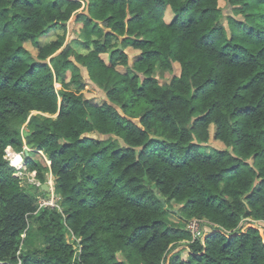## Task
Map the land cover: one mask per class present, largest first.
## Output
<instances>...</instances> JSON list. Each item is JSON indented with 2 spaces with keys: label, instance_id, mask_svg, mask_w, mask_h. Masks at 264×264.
<instances>
[{
  "label": "trees",
  "instance_id": "16d2710c",
  "mask_svg": "<svg viewBox=\"0 0 264 264\" xmlns=\"http://www.w3.org/2000/svg\"><path fill=\"white\" fill-rule=\"evenodd\" d=\"M224 1L0 0V264H264V0Z\"/></svg>",
  "mask_w": 264,
  "mask_h": 264
},
{
  "label": "rangeland",
  "instance_id": "374dc122",
  "mask_svg": "<svg viewBox=\"0 0 264 264\" xmlns=\"http://www.w3.org/2000/svg\"><path fill=\"white\" fill-rule=\"evenodd\" d=\"M81 3H82V7L79 10H81L83 8V6H84V2L81 1ZM220 3H221V6L224 7V11L229 13L230 12V8L227 7L226 2L225 1L223 2V0H220ZM74 18H75V16H72L69 19V21L67 22V24H66L67 25V33H66V36H65V43L66 42H70L71 40L74 39V37L76 36L77 31H78V29L80 27V24L75 22ZM42 41H45V39L43 38ZM26 47L28 49H30L31 52L33 53L34 49L30 45V43H27ZM125 51L127 52L128 58H129L130 61L136 55V51L133 50V49L127 48ZM101 56H102V58L104 60L108 59L107 53L101 54ZM82 73H83V78L87 80L88 79L87 78V73H86V70L83 69V68H82ZM177 73H178V68H177V66H175L173 71H157L155 73V76H156V78H158L159 83L163 84L164 82L169 80L170 77L173 76V74H177ZM67 77H68V75H67ZM55 87H56L57 90L60 89V86L58 84H55ZM81 92L92 103L100 104V103H102L105 100L104 92L101 89H99L91 81H88V80L86 81L85 88ZM208 131H209V140L207 142L208 147L205 150L208 153H210L211 152V148H213V147L214 148H222V147H224V144L221 141L215 140L213 138V132H214V126L213 125L209 126ZM89 136H91V137H101V138L104 137V135L97 136L95 134L94 135H89ZM29 150H31V149H29ZM36 151H37L36 154L35 155L33 154L32 157L35 158V160L40 161L43 164L49 165V161L47 160L46 156L42 152H40L38 150H36ZM5 156H6V159H9V160L11 159L12 160V162L10 161V163H12L14 165V167L17 169L16 175L22 179V182L23 181H27L28 183H34L36 185L40 184L39 181L36 180V178L34 176L35 172L26 171L25 166H24V161H23L22 155L20 153L15 152L13 149H11V150L9 149L8 152H6ZM46 183L50 187V195L48 196V197H50V199H49V203H50V202H52V199H53L52 196H54V193H51V191L53 190V176L52 175L48 174ZM39 198L41 199L42 202L47 200L45 197H39ZM169 216H170V218L172 220L178 221L177 218L174 215L169 214ZM188 225H189V222L187 223V227H188ZM207 229L208 228H206V230ZM68 240L70 242H72V239H68ZM186 255H187V251L183 250L182 251V257L184 259H186Z\"/></svg>",
  "mask_w": 264,
  "mask_h": 264
},
{
  "label": "built area",
  "instance_id": "2783aa9c",
  "mask_svg": "<svg viewBox=\"0 0 264 264\" xmlns=\"http://www.w3.org/2000/svg\"><path fill=\"white\" fill-rule=\"evenodd\" d=\"M51 193H53L51 191ZM52 202L49 203V199H47L46 201L42 202L40 200V205H49V206H55V198L54 196H52ZM54 200V201H53ZM201 221L202 220H198V219H192L189 221V225H188V229L190 230V232L192 233L193 237L195 236H200L202 234V227H201Z\"/></svg>",
  "mask_w": 264,
  "mask_h": 264
},
{
  "label": "crops",
  "instance_id": "0c3cea01",
  "mask_svg": "<svg viewBox=\"0 0 264 264\" xmlns=\"http://www.w3.org/2000/svg\"><path fill=\"white\" fill-rule=\"evenodd\" d=\"M223 2H224V0H223ZM218 5L221 6L220 0H218ZM172 17H173V13L171 11V8L169 6H167L165 11H164L163 20L166 23H169L171 21Z\"/></svg>",
  "mask_w": 264,
  "mask_h": 264
},
{
  "label": "water",
  "instance_id": "95a60500",
  "mask_svg": "<svg viewBox=\"0 0 264 264\" xmlns=\"http://www.w3.org/2000/svg\"><path fill=\"white\" fill-rule=\"evenodd\" d=\"M28 151H29V149L27 147H24V153H27ZM41 188H42L43 191L47 192V196L50 195V187H49V185L47 183L42 184Z\"/></svg>",
  "mask_w": 264,
  "mask_h": 264
},
{
  "label": "clouds",
  "instance_id": "9594fccd",
  "mask_svg": "<svg viewBox=\"0 0 264 264\" xmlns=\"http://www.w3.org/2000/svg\"><path fill=\"white\" fill-rule=\"evenodd\" d=\"M5 154H6V150H5ZM6 157V156H5ZM9 160V159H8ZM9 161H12L11 159ZM12 166H14L12 163H10Z\"/></svg>",
  "mask_w": 264,
  "mask_h": 264
},
{
  "label": "bare ground",
  "instance_id": "6f19581e",
  "mask_svg": "<svg viewBox=\"0 0 264 264\" xmlns=\"http://www.w3.org/2000/svg\"><path fill=\"white\" fill-rule=\"evenodd\" d=\"M10 150H11V148H10ZM12 162V161H11ZM14 163V162H13ZM15 164V163H14Z\"/></svg>",
  "mask_w": 264,
  "mask_h": 264
}]
</instances>
